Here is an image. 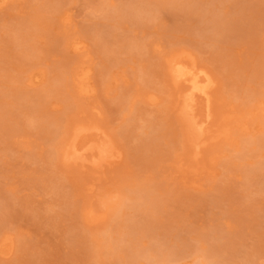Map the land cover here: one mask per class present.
I'll return each instance as SVG.
<instances>
[{"label":"rangeland","instance_id":"1","mask_svg":"<svg viewBox=\"0 0 264 264\" xmlns=\"http://www.w3.org/2000/svg\"><path fill=\"white\" fill-rule=\"evenodd\" d=\"M49 2L0 4V239L7 236L10 241L9 252L0 253V264H112L100 237L112 230L116 207L138 203L132 197L139 194L153 200L149 208L126 214L152 232V238L140 237V250L165 242V253L177 252L166 264H209L215 259L214 264H264V112H253L257 131L233 127L232 141L206 149L204 173L179 169L175 160L184 150V134L170 106L171 88L162 64L169 49H186L214 81L217 117L233 113L231 124L244 121L264 94V0H154L149 5L157 19L146 23L147 31L127 21L116 29L117 37L128 34L142 42L141 52L149 58L121 61L107 71L92 29L109 26L106 15L129 4ZM60 13L69 15L64 27L55 20ZM34 17L40 31L31 41L38 48L37 57L27 58L20 25ZM161 33L172 36L171 41ZM73 39L87 53L83 58L91 68L94 88L88 95L70 83L74 62L82 58L81 50L70 46ZM49 45L53 47L46 50ZM54 69L62 70L67 81L62 92L69 109L47 90ZM150 69L157 75L151 76L150 84H141L140 76L148 77ZM16 76L20 82L9 86ZM31 76L39 81L30 83ZM12 89L30 94L29 102L21 103L28 96L19 100ZM244 92L252 96L244 100ZM34 94L51 95L43 100L42 114L61 120L62 130L75 120L97 119L114 137L122 157L94 181L92 192L86 190L92 180L87 173L63 166L58 159L46 162L47 152L55 147L36 134V118L26 111L39 97ZM148 94L156 100H147ZM251 121L245 119L249 125ZM149 122L153 130L145 134L143 126ZM89 202L97 211H106L104 220L83 221L81 210ZM185 243L196 250L182 247ZM213 243L218 251L211 250ZM115 264H129L127 256L120 253ZM136 264L149 263L139 258Z\"/></svg>","mask_w":264,"mask_h":264},{"label":"bare ground","instance_id":"2","mask_svg":"<svg viewBox=\"0 0 264 264\" xmlns=\"http://www.w3.org/2000/svg\"><path fill=\"white\" fill-rule=\"evenodd\" d=\"M8 1L14 0H0V4ZM57 1L50 0L49 4L56 6ZM153 1L130 0L128 2V0H125L129 5L113 9L106 15V20L110 22L109 26L93 27L92 32L94 35L91 34V36L99 55L103 59V70L107 71L121 61H136L140 57L149 58L148 55L145 56L141 52L143 47L142 42L128 34L117 37L118 32L116 29L119 28L122 22L127 21L130 25L147 31L148 25L146 23L157 19L155 10L149 5ZM37 19L34 17V21L20 25L24 29L23 35L20 38L23 42L24 56L27 58L31 56L37 57L36 52L38 48L31 43L40 33ZM55 20L62 27L70 21L69 15L61 13L58 17L56 16ZM161 35L171 41L170 37L172 36L164 33H161ZM14 42L17 43V40H14ZM70 46L76 51L81 50L80 55L82 57L74 62L75 66L70 75V83L78 93L91 94L94 88L90 84L91 68L83 58L87 56V53L82 50L84 46L75 39L70 41ZM50 47L53 46L49 45L46 50H49ZM162 64L167 82L171 88L170 106L176 113V118L182 126L184 134V150L182 154L176 157V165L179 169H185L192 174H202L205 170L204 156L206 149L219 141H232L233 127H238L242 131L258 130V123L253 119V112L257 109L264 112V94L259 99L256 108L249 109L246 113L248 117L245 119L252 120L250 125L245 122V119L240 122L236 120L235 124H231L236 119L233 113H226L217 117L215 105L219 100L212 94L214 81L208 71L196 63L192 54L184 48H171L164 54ZM28 65L32 67L34 63L31 62ZM64 65L62 64L61 66L64 67ZM103 70L100 71L102 74L104 73ZM54 74L55 77L51 80L47 90L52 93L51 95H57L65 101L66 108L69 109L70 104L66 101L62 92V87L67 84V81L62 78V70L54 69ZM156 75L155 69H150L148 77L140 76L141 84H150L151 76ZM37 78L39 77L31 76L28 80L30 83L36 84L39 81ZM262 78L264 79V74ZM10 81L9 86H14L20 82V77H11ZM12 91L19 100L28 96L21 103L29 102L30 94L18 93L14 89ZM51 95L40 96L34 94V96L39 97L37 100L32 101L31 105H28L30 108H26L27 113L34 114V118H36L37 123H34L36 134L55 147L54 151L47 152L48 157L46 162L51 164L54 159H58L63 166L74 167L80 172L87 173L92 180L87 184L86 190L92 192L96 185L94 181L101 179L103 177L102 173L106 169H112L119 163L122 151L116 144L114 137L104 129L97 119L75 120L68 129L62 130L60 125L61 120L58 118L49 119L44 116L42 114V111L45 109L43 100H46ZM251 96V92L241 94V98L244 100L249 99ZM146 97L147 100L152 102L156 100V97L152 94H148ZM152 130L153 126L150 122L146 126H143L145 134H150ZM173 143L175 144L176 140ZM258 143L262 144V141L259 140ZM249 145L250 143L247 142L243 144V148L247 149ZM213 160V156L209 157L210 162ZM247 173L254 176L249 171ZM132 198L137 199L138 203L127 206L124 203H120L115 210L116 217L112 230L107 236L100 237V242L106 244L108 248L105 254L109 256L112 264L116 263L120 253H124L127 256L129 264H136L139 258L145 259L149 264H166L173 254L177 252L165 253V242H160L156 245L151 244L147 250H140L138 248L140 237L152 238V232L144 224L131 219L132 217H126V214L130 212L149 208L153 201L152 198L150 199L143 194H139L137 197L133 196ZM142 204H146V207H143ZM104 205L107 208L110 206L109 203H104ZM81 216L84 222L95 224L105 219L106 211H97L92 203L89 202L83 206ZM123 235H127V237L122 238ZM8 242L10 241L7 236L0 239L1 254L9 252V249L6 247L9 245ZM183 246L187 247L191 252L196 250V247L192 244L186 245L185 243L182 244ZM216 248L217 245L213 243L211 250H216ZM215 262L216 259L210 261L209 264H214Z\"/></svg>","mask_w":264,"mask_h":264}]
</instances>
